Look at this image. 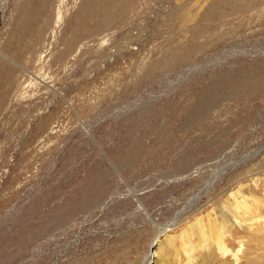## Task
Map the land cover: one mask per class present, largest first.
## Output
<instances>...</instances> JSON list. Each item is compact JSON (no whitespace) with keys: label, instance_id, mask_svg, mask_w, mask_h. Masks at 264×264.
I'll use <instances>...</instances> for the list:
<instances>
[{"label":"rangeland","instance_id":"rangeland-1","mask_svg":"<svg viewBox=\"0 0 264 264\" xmlns=\"http://www.w3.org/2000/svg\"><path fill=\"white\" fill-rule=\"evenodd\" d=\"M0 1V264H197L264 199V0Z\"/></svg>","mask_w":264,"mask_h":264},{"label":"bare ground","instance_id":"bare-ground-1","mask_svg":"<svg viewBox=\"0 0 264 264\" xmlns=\"http://www.w3.org/2000/svg\"><path fill=\"white\" fill-rule=\"evenodd\" d=\"M238 190L239 193L233 194V196L235 195L234 202H230L229 195L227 200L223 202L221 206V221H217L215 217L210 220L211 217L209 215L208 228L206 230H204L203 226L199 228L197 244L192 246V252L201 256L197 264L201 261H205L206 263L208 261V264H243V258H246L245 250L247 248L246 231L263 230L264 199L254 194L253 203H250L249 199H247L248 196L241 189ZM235 209H239L240 213L234 212L233 210ZM232 211L233 214H229ZM237 232L240 233V236L236 235L238 234ZM233 239H236L237 242L235 248L231 246V240ZM208 241L209 245L212 244L214 251L209 252V255L207 253L205 257L203 255L204 251L200 248ZM153 246H158L160 251H154L152 255L160 257V260L165 259V246L162 245L161 241L158 239L155 240ZM191 262H195V260H191Z\"/></svg>","mask_w":264,"mask_h":264}]
</instances>
